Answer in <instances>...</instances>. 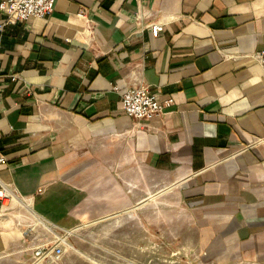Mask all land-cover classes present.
Here are the masks:
<instances>
[{
  "label": "crops",
  "instance_id": "0c3cea01",
  "mask_svg": "<svg viewBox=\"0 0 264 264\" xmlns=\"http://www.w3.org/2000/svg\"><path fill=\"white\" fill-rule=\"evenodd\" d=\"M262 50L264 0H56L5 25L0 183L19 199L0 207V257L121 206L145 226L166 195L189 215L197 253L264 255ZM115 82L173 103L140 124Z\"/></svg>",
  "mask_w": 264,
  "mask_h": 264
},
{
  "label": "rangeland",
  "instance_id": "374dc122",
  "mask_svg": "<svg viewBox=\"0 0 264 264\" xmlns=\"http://www.w3.org/2000/svg\"><path fill=\"white\" fill-rule=\"evenodd\" d=\"M157 202L149 206V216L144 215L149 218L145 226L137 210L130 212L134 218L126 219V206H121L117 215L83 221L75 231L61 235L65 250L58 258L36 259L22 252L0 257V264H264V255L250 253L240 245L197 253L190 242L194 231L189 215L180 212L169 195L165 205ZM58 235L46 230L42 243L48 249L58 242Z\"/></svg>",
  "mask_w": 264,
  "mask_h": 264
},
{
  "label": "built area",
  "instance_id": "2783aa9c",
  "mask_svg": "<svg viewBox=\"0 0 264 264\" xmlns=\"http://www.w3.org/2000/svg\"><path fill=\"white\" fill-rule=\"evenodd\" d=\"M55 2L56 0H0V13L4 16L0 30L5 25L17 21L44 17L53 10ZM134 17L138 19L139 13H134ZM147 26L154 37L162 30L160 21H152ZM255 57L264 69V50L257 52ZM16 78V75L10 76L11 80H16ZM110 88L119 95L123 113L140 124L154 116H160L163 110L173 103L172 97L161 99L159 92L153 91L146 85L123 87L122 83L115 82L110 83ZM5 163V156L0 154V164ZM13 199H19L17 188L0 183V207L8 205ZM64 241L65 238L58 236V242L48 249L45 244L39 245L33 250L32 256L36 259L50 255L58 258L65 250L63 249Z\"/></svg>",
  "mask_w": 264,
  "mask_h": 264
}]
</instances>
